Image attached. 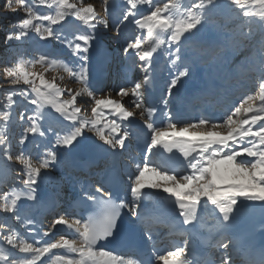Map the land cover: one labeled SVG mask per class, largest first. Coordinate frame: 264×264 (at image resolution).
<instances>
[{
    "label": "snow or ice",
    "instance_id": "1",
    "mask_svg": "<svg viewBox=\"0 0 264 264\" xmlns=\"http://www.w3.org/2000/svg\"><path fill=\"white\" fill-rule=\"evenodd\" d=\"M15 3L24 10L25 18L11 25L12 31L6 35L5 44L28 37L30 32H34L42 40H59L60 36L52 26L61 25L69 16L75 17L93 30L91 33L75 35L74 40L77 43L74 45L68 43L73 54L80 55L84 63L79 74L63 61L50 59L45 55L35 61L50 68H62L86 85V53L96 38L97 26L102 24L105 29L109 27V9L112 7L110 0H103L106 15L102 19L98 18L95 6L85 3L84 0H33L32 3L29 0H15ZM12 4L13 0H7L6 7L11 9ZM35 4L54 11L41 15L35 11ZM219 4L220 0H192L190 4L186 0H124L122 18L113 22L118 36L122 35L121 25L125 21L134 23L143 33L126 38V46L123 48L126 55L142 62L140 69L144 73L143 80L135 82L131 87H121L118 95L121 98L131 96L135 107L141 109L142 119L147 112L145 126L151 133L147 153L151 154L154 149L162 148L173 154L175 149L183 157L181 163L186 162V168L178 171L170 168L168 165L175 163L171 157L165 159L163 165L153 164L146 155L143 166L137 165L136 171L129 176V198H114L111 190H106L103 183L94 188L83 187L81 199L99 211L89 214L86 219H66L63 216L57 218L53 226H66L74 233V238L62 236L55 242L36 246L39 241L33 239V242H28L13 225L7 223V219L31 223L22 214L23 210L18 202L38 201L37 189L43 178L42 170L53 166L58 156L55 151L48 150L43 158L34 160L24 150H20L15 159L21 166L17 178L22 187L13 188L0 197V214L5 215V221L0 223V237L3 243L11 246L8 254L0 248V264H43L41 258L46 254L50 264H144L143 260L106 250L105 245L118 238H126L129 234L127 230L136 226L145 230L149 240L154 238L155 214L148 201L156 193L147 192L146 188L161 190L168 198L173 199L178 215L182 218V225L191 226L193 231L206 227L201 221V213L211 211L216 214V223L207 229L208 234L205 237L210 250L209 256L198 257L195 249H189L190 241L185 239L183 246L177 245L174 250L157 255L156 260L160 264H264V245L260 247L255 260H252L255 249L242 242L234 228L237 214L248 206L247 202H260L264 206V0H227L229 6L241 10L248 25V31L241 33L242 39L250 46L259 44V84L255 94L244 95L238 106L224 109L223 114L216 118L219 122L202 116L198 121L185 123L179 128L170 114L168 122L163 126L157 127L149 122L156 109H145L142 98L141 89L149 83L148 72L153 54L163 45L168 46L165 51L169 58L174 57L171 63L175 66L179 62L177 74L170 80L168 95H172L173 89L182 82V78H191L197 62L185 51V43L196 35L200 30L198 26H202L207 14ZM143 12L147 14H142ZM138 15L139 18H136ZM45 21L48 22L47 27L44 26ZM253 24L261 30L260 39H257V33L252 29ZM199 54L203 58L216 55V52L210 46H202ZM32 64L31 60L19 58L14 65L4 69L11 85H28L33 95L30 98L28 91H11L7 95V103L2 105L3 108L11 109L16 103L14 97H22L30 105L36 106L35 114L28 115L27 118L23 111L19 112V120L28 123L19 140L20 145L25 144L28 134L45 136L40 121L43 119V109L50 107L70 122L68 131L57 135L56 146L73 147L79 142L78 138L84 137L87 129L103 142L101 147L106 145L108 150L125 148L130 133L127 130L122 131L121 125L114 119L102 123L101 117L105 107H110L123 120L132 117V111L108 96L95 97L87 87L71 95L70 100H61L64 90L55 82L46 80L43 74L27 71ZM68 91L71 94V90ZM82 93H86L94 101L91 118L81 115L82 109L76 106V98ZM11 119L9 110L0 111V123L5 125V129ZM0 155L6 162L13 159L12 146L5 130H0ZM148 173L153 174L156 179H146ZM125 213L128 215L127 225L123 219ZM175 230L174 227L170 229ZM184 234L191 236L192 232L185 227ZM48 235V232L44 233V236ZM13 250H17L16 255L11 254ZM53 250H63V254H56ZM246 255L248 260L245 259Z\"/></svg>",
    "mask_w": 264,
    "mask_h": 264
},
{
    "label": "rangeland",
    "instance_id": "2",
    "mask_svg": "<svg viewBox=\"0 0 264 264\" xmlns=\"http://www.w3.org/2000/svg\"><path fill=\"white\" fill-rule=\"evenodd\" d=\"M32 2L33 0H29V3ZM84 2L92 3L97 10L98 18H104L105 11L103 0H84ZM161 2H167V0H161ZM6 3L7 0H0V85H2L0 86V111L9 110L11 112L12 119L8 122L6 129L5 125L3 123H0V130H5L6 132V135L12 146L13 159L11 162H6L4 157L0 155V197H2L5 192L11 191V189L13 188L19 189L22 187L19 179L17 178V172L19 171L21 166L15 159V156L19 153L20 150H24L25 154L30 155L34 160L43 158V155L46 151L52 150L57 153V163L62 160V154L60 149L61 147H52V149L51 147L49 149L45 148L42 154H39L38 156H33L35 147L29 143L38 142V140L41 139L45 140L49 136H54L55 138H57L58 134H65V132L61 133L58 131H52L51 126L52 123H54L53 121L56 119V117L59 120L61 119L60 122H69L60 117L59 114L55 113V111L52 110L50 107H46L45 109H43V119L40 121L42 130H44L46 133L45 136L41 137L39 135L33 136L32 134H28L29 138L25 141V144L20 145L19 140L23 135L24 128L28 126V123L19 120V112L23 111L25 113V118H27L28 115L35 114L36 106L30 105L28 101L23 100L22 97H14L16 103L12 106V108H3L2 105L7 103V95L11 91H28L30 98L33 95L30 92V88L28 85H24L23 83L11 85L9 82L10 78H8L4 73L5 67L14 65L19 58L33 61V64L30 65L26 70L30 73L43 74L46 80L50 82H55L62 90H64V94L60 97L61 100H70L71 95H74L77 91L85 87L90 89L89 86H87L88 82L86 83V85L82 84L78 79L70 76L69 73L64 71L62 68H50L47 65L35 63V61L41 55H45L50 59L63 61L68 66H70L67 63L65 53H70L73 51V49L68 47V43H72V41L67 38V29L73 26V28H80V30L82 29L89 31L88 28L82 23L78 24L74 19L75 17L69 16L66 18L68 20L67 27L65 26L62 28L60 27V25L52 26L53 30L57 33L58 36H60L59 40H42L34 32H30L28 37L22 38L19 41H13L10 44H5L6 35L10 31H12L11 25L17 24L21 19L25 18L24 10L15 3V0H13L11 9L6 7ZM186 3H192V0H186ZM34 8L35 11H37L41 15L49 14L50 12L54 11L53 9H49L46 6L38 4H35ZM13 9H15V11H13ZM121 14L122 13L117 14V18L114 19L112 23L109 22V27L107 29H105L102 24L97 26V30L95 31V41L97 42V44H100L103 48V50L101 51V55L104 54V56L109 57L112 60V63L109 66V70H107V73H104L105 81H109V84L102 86V88L97 91L95 90L101 87V85L97 87H91L90 90L97 98L101 96H108L113 100L120 101L124 104L127 110L132 111L134 113V115L130 117V120L134 124L137 122V124H135L134 130H130L129 133L131 136L126 139L129 143L126 144L124 149H122V151H125L123 161L126 163L127 170L130 173L128 174V172L125 171L121 175V183L124 185V188L127 189V193L125 194V196L129 198V176L136 171L137 165L141 167L143 166L144 157L146 155L148 156L147 148H135L134 139L132 138V136L134 137L136 133L135 128L141 126L139 134L147 136L148 144L150 143L151 137L148 136V133L150 134V130H148L145 126V121L148 120L147 112H145V116L142 119L140 116L141 109H137L132 103L133 98L131 96L121 98L118 95V91L121 87H131L135 82H140V75L142 74V71L140 69L141 62L138 61V58L126 55L123 51V48L126 46V38L132 37L133 35H142L143 33L136 28L134 23L125 21V23L121 25L122 35L118 36L116 34L113 22H118V20L122 18ZM142 14H147V12H143ZM136 18H139V15ZM44 26H48L47 21L44 22ZM198 28L200 30L196 32V35L191 37L189 42L185 43V51H188L191 57L196 60L197 67L194 68H197V70L199 68L204 75H207L204 76V78H212L213 80L217 79L219 80L220 85L222 83L227 85L230 79L237 78L239 76H243V78L246 79L245 89L251 88V90L248 92L240 93L241 97L237 100L238 106L240 100L243 98L244 95L255 94L258 91L259 44L250 46L246 41L242 39L241 33L248 31V25L246 24L244 18L241 15V10L229 6L227 4V0H220L219 6L215 10L207 14L202 26H198ZM252 29L254 32L257 33V39H260L259 33L261 30L258 28V26L256 24H253ZM110 31H112L114 34L109 38L107 36L110 34ZM215 37L218 38L217 41L213 40ZM202 46H210L216 52V55H208L206 57L201 58L199 54V49ZM172 51H175L174 46ZM171 59H174V57H172ZM163 65L165 66V64ZM125 66L127 73H131V76L127 77L122 74V71H124L122 68ZM113 68L116 71V76H111L113 74ZM194 70L195 69H193L192 77L196 78V76L194 75H196L198 71ZM74 71L77 74L80 73L76 69H74ZM232 75L234 76L231 77ZM160 78L162 83L164 82V86L162 87V91H160L159 93L156 104H158V102L160 103L165 98L168 86L170 84L168 83V80H171L172 76H160ZM125 81L129 83L128 86L125 85ZM183 81L185 80L183 79L182 82ZM36 83H39L38 79L36 80ZM68 90H71V94H69ZM141 92L142 98L144 100L143 88L141 89ZM206 103H208V100H206ZM76 106L82 109L81 115H86L89 118L92 117L91 108L94 106V101L92 97L87 96L86 93H82L76 98ZM144 107L145 109L152 108L149 104V101L145 100ZM166 114V118H168V111H166ZM166 118L163 122V125L168 122ZM113 119L116 120L117 123H119L120 121L118 114H116L115 112L109 113L108 116L101 117L102 123ZM153 119V121L151 120L149 122L155 123L156 121H158V118L155 119L154 113ZM213 120L214 122H219L216 118ZM172 121L176 122L178 127H180L184 126L185 123L191 122V118L187 117L181 120L176 119ZM120 125L121 130H125L123 124ZM85 135L95 136L94 132L88 131L87 129L85 130ZM96 139L98 140L100 145H102L103 142H101L98 137H96ZM147 143L146 145H148ZM103 147L105 148L106 145H104ZM117 150H120V148H117ZM149 161L151 160L149 159ZM151 162L155 164L154 161ZM180 169H177V171ZM126 175L129 176L127 177ZM42 177L43 178L39 182V187L37 191L41 187H45L50 191L55 188L60 189V191L63 193L67 191L68 178L62 176L61 173L55 170L53 166H51L48 170H42ZM41 199L38 197V201L36 203H33L31 201L24 202L25 206L29 207L25 209L26 213L23 215L27 214L26 217L29 219V211H31L33 208H36L37 214L41 213L40 217L37 218L39 228L41 229V234L44 235L45 232L49 233V235L44 236L43 240L39 241L40 243L36 246H40L41 244L45 243L46 240L49 242H55L59 240L62 236L68 239L74 238V235L63 230L61 225L53 226L54 221L61 216L65 217L66 219H74V217L65 214V208L67 207L66 197H58V204L54 205L53 208L49 209L45 214H42V209L45 205V199ZM29 220L31 221V217ZM4 221L5 215L0 214V223H3ZM7 223L13 225L14 229L28 242H33L34 234H32L31 236L33 237V239L29 237L32 233V223H21L12 218H8ZM0 247L3 248L6 253H8V250L11 248V246L3 243L2 237H0ZM16 252L17 250H13L11 254L16 255ZM20 255L23 256L24 254ZM46 264H50V261Z\"/></svg>",
    "mask_w": 264,
    "mask_h": 264
},
{
    "label": "bare ground",
    "instance_id": "3",
    "mask_svg": "<svg viewBox=\"0 0 264 264\" xmlns=\"http://www.w3.org/2000/svg\"><path fill=\"white\" fill-rule=\"evenodd\" d=\"M110 5H112V7H110L109 11L111 13L110 17H109V22L112 23V21L114 19L117 18V14L122 13L125 5H124V0H111L110 1ZM142 8H146L147 6H140ZM122 15V14H121ZM67 18V17H66ZM76 20V22L78 24H81L82 22H80L79 20H77L76 18H74ZM68 25V20L66 19L64 22L61 23L60 27H67ZM87 30H80V28H73L70 27L67 29V38L70 39L73 43V45L75 43H77V41L74 40V36L78 35L80 33H91L92 31L90 29ZM114 33L112 31H110V34L107 37H111ZM217 37H215L213 40L217 41ZM82 44V42H80ZM167 48L166 45L161 46L160 49H158V51L156 53L153 54L152 60H151V67L149 68V83L147 85H145L143 87L144 90V100L145 101H149V104L152 108L156 109V111L154 112V116L155 119L158 118V121H156L154 124L157 127L163 126V122L165 120V118L167 117L166 111H168V115H171L172 120H176V119H183V118H187L190 117L191 118V122H195L196 120H198L197 118H201L202 116H207L209 118H217L220 117L223 114L224 109L226 108H231V105L225 104L223 107H220L219 105H221V101L227 99L229 96H232L233 93L235 92V87H226L225 84H219V80L215 79L213 80L212 78H204V75L201 70L198 68H194L195 70H197V74L194 75L196 76V78L192 77L191 78H182V80L184 79L185 81H183L182 83H178L177 87L175 89H173V93L171 96L168 95V91L166 92L165 98L166 100L163 99V101H161L160 103L158 102V104H156V101L158 99V95L160 93V91H162V87L164 86V82L162 83V81L158 84V86L156 88H152V83H153V70L154 68L157 69L159 76H172V78L175 77V75L177 74V71L179 69V62L177 63V65H173L171 63V58H169L167 51H165V49ZM173 49V48H172ZM103 50V48L101 47L100 44H97V42L95 41V39L91 42V47L89 48L88 53H86V55L88 56V61H87V82L89 88L91 89V87H97L99 85H101V87L97 88L95 91L99 90L102 88V86L104 85H108L109 81H105V75L107 73V70H109V66L112 63V60L109 57L104 56V54L101 55V51ZM66 55V60L67 63L73 68L76 69L77 71H81V68L84 67V63L83 61L80 59V55H74L73 51L72 52H68L65 53ZM193 59V57H192ZM142 63V62H141ZM165 64V66L163 65ZM197 67V65L195 66ZM124 71H122V74L124 76H131V73H127L126 71V66L122 68ZM182 70V69H181ZM194 70V71H195ZM113 74L111 76H116V71L112 70ZM134 75V74H133ZM132 75V76H133ZM143 76L144 73L142 72V74L140 75L141 77V81L143 80ZM234 75H232L231 77H233ZM135 77V76H134ZM167 78V77H166ZM168 83H170V79L168 80ZM125 85H129L128 82L125 81ZM187 86H190V90L188 92H185V89ZM107 87V86H106ZM243 87V82H240L238 90L241 89ZM166 91V90H165ZM181 92V93H179ZM165 93V92H164ZM209 96H215L217 97V101L215 103L212 102L211 105L210 102L211 100H209V104L208 103H204V104H200L201 102L205 101V98H208ZM237 101L233 100L232 104H236ZM222 111V112H221ZM103 116H108L109 113H114V110H112L110 107H105L104 111H103ZM113 115V114H112ZM120 118V117H119ZM168 120V118H166ZM61 120V119H60ZM59 119H56L53 121L54 123H52V131H58V132H66L69 129V122L68 123H63L60 122ZM154 120V119H153ZM152 120V121H153ZM120 124H123V126L127 129H131L134 130V126L135 124H137V122L134 124L132 123V121L130 120V118H128V120H123L122 118H120L119 121ZM139 123V122H138ZM153 123V122H152ZM180 126V125H179ZM141 127V126H140ZM140 127L135 128V136L132 138L134 139V142H138V141H145L146 140V136L145 135H140L139 131H140ZM182 127V126H180ZM124 128V129H125ZM177 128L178 125H177ZM126 130V129H125ZM131 136V135H130ZM148 136L151 137V133H148ZM79 142L74 144L73 147L71 148H64V147H59L61 149V154H62V162L60 161L59 163H55L53 165V167L55 168V170L59 171V173H61L62 176H64L65 178H68V188L66 192H61L60 189H53V190H48L45 187H41L39 188V190L37 191V195L38 197L44 198L45 200V205L44 208L42 209V214L46 213L49 209L53 208L54 205L57 204V198L61 197V196H65L66 197V202H67V208L69 209V207L71 206V204L78 198H81V189L85 186H87L89 184V174L87 173V166L83 165L80 166L82 169H84L85 173L82 172H78V169L72 171V173H70L69 170V161L71 158L76 157V155L79 153L81 154L82 157L86 158L87 156L92 158L93 160H97L99 157L101 156H106L108 155L109 160L107 162V167L109 169H112L114 162L111 159L116 155V154H120L122 152V158L124 159L125 156V151H122V149L119 150H108L107 146L101 147L100 143L98 142V140L96 139L95 136L93 135H89L86 136L84 135V137L78 138ZM55 141L56 138L54 136H49L47 139H41L38 140V143H40V146L42 148H52V147H57L55 145ZM129 143V142H128ZM127 140L125 142V144H128ZM167 152H165L162 148L161 149H154L153 152L151 154H148V158L151 161H154L155 164L157 165H161L159 164L161 159H163L165 157ZM113 164V165H112ZM182 168H186V163L183 165H181ZM124 171H127L128 174L130 173L127 170V167L124 168ZM96 175L98 176V179L100 180V183H103L106 179L107 176V171H105L104 169H100L97 172H95ZM127 177L129 175H126ZM150 178V179H156V177L153 176V174L148 173L146 174V179ZM120 182H121V178H120ZM123 185V184H121ZM99 186V185H98ZM95 187H97V185H95ZM145 191L150 192V193H156V195L151 196L150 200L148 201L149 206L154 210V213H158L159 210L162 208V206H164L171 198L167 197V194L163 193L161 190H154V189H148L146 188ZM127 193V189L124 188L123 186V195L121 199H126L127 197L125 196V194ZM42 200V199H41ZM20 203V206L22 208V214H25V209L29 206H25L24 202H18ZM247 205H261L260 202H247ZM65 210V214L74 217L75 213L73 211L69 212V210ZM31 217V234H30V238L33 239L32 234H34V239L37 241H42L44 238V235L41 234V229L39 228V223L37 218L40 217L41 213L37 214V209L33 208L31 211H29L28 213ZM210 215V213H207V216ZM27 216V214H26ZM29 217V219H30ZM75 218V217H74ZM62 226V225H61ZM62 229L73 234L74 233L67 229L66 226H62ZM256 232L252 231L250 233H248V236H253L255 235ZM36 236V237H35ZM72 238V237H71ZM187 239V237L185 238ZM184 239V240H185ZM31 240V239H30ZM49 242V241H46ZM184 244V243H183ZM183 244H181L183 246ZM43 244H41L40 246H42ZM1 248V247H0ZM56 254H63V250H56L53 251ZM8 254V253H6ZM48 254H46L45 257H42L41 260L43 262V264H46L47 262H49V258L46 261V257ZM38 264H40V262H38Z\"/></svg>",
    "mask_w": 264,
    "mask_h": 264
}]
</instances>
